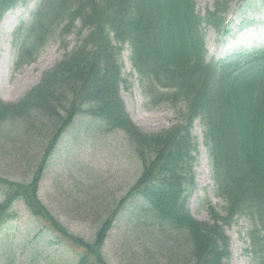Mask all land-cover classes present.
Returning <instances> with one entry per match:
<instances>
[{"label":"trees","instance_id":"16d2710c","mask_svg":"<svg viewBox=\"0 0 264 264\" xmlns=\"http://www.w3.org/2000/svg\"><path fill=\"white\" fill-rule=\"evenodd\" d=\"M24 1L0 0V18ZM229 1L214 0L206 10L205 22L217 31L225 30L222 14ZM201 20L194 0H39L28 28L33 39L21 45L15 66L33 61L56 30L75 33L77 42L20 100H0V139L27 146L40 140L47 154L84 113L102 123L104 132L122 131L141 167L115 209L102 216L92 239L68 232L40 200L46 154L27 182L0 175L5 188L0 222L21 199L32 214L82 248L75 264H110L102 246L115 218L127 214L131 229L143 230L151 241L167 236L165 264H228V237L221 225L239 215L250 222L252 263L264 264V48L207 58ZM124 44L154 103L184 101L181 122L147 133L130 120L119 96L125 83ZM196 118L203 126L215 193L225 202L223 215L208 206L210 221L194 218L185 205L194 187L196 148L190 129ZM144 264L157 263L148 258Z\"/></svg>","mask_w":264,"mask_h":264},{"label":"rangeland","instance_id":"374dc122","mask_svg":"<svg viewBox=\"0 0 264 264\" xmlns=\"http://www.w3.org/2000/svg\"><path fill=\"white\" fill-rule=\"evenodd\" d=\"M213 1L194 0L195 14L202 18L207 58L264 47V0H230L222 14L225 30L222 27L219 31L204 20ZM38 2H18L0 18V100L4 102L20 100L39 83L45 71L76 45L75 33L64 35L56 30L40 46L33 61L15 66L21 45L33 39L28 28ZM120 69L125 83L119 87V96L138 128L153 133L181 122L184 101L154 103L140 85L127 44L121 49ZM14 125L20 129V124ZM102 127L99 121L93 122L79 113L47 154L40 151V140L27 146L14 138L0 139V175L13 181L27 182L35 164L46 154L38 196L68 232L84 239H92L102 216L115 209L113 206L141 167L126 135L119 130L104 132ZM190 134L196 148L194 187L186 196L185 205L194 218L210 221L208 206L223 215L225 202L214 190L211 161L199 119H194ZM4 197L5 188L0 184V202ZM88 206L94 209L89 210ZM9 210L11 216L0 222V264H75L81 256V247L45 219L32 214L21 199L14 200ZM128 222V215L121 214L112 224L102 246L108 263L144 264L150 258L165 264L162 252L169 243L167 236L161 234L151 241L143 230H132ZM221 226L228 237V264H253L247 251L249 220L238 215Z\"/></svg>","mask_w":264,"mask_h":264},{"label":"bare ground","instance_id":"6f19581e","mask_svg":"<svg viewBox=\"0 0 264 264\" xmlns=\"http://www.w3.org/2000/svg\"><path fill=\"white\" fill-rule=\"evenodd\" d=\"M42 150H43V149H41L40 151H42ZM36 167H37V164H35L34 168H36ZM34 168H33V170H34ZM33 170H32V171H33Z\"/></svg>","mask_w":264,"mask_h":264}]
</instances>
